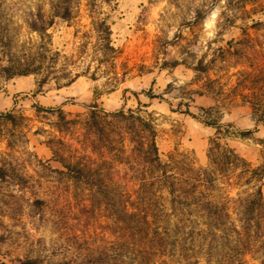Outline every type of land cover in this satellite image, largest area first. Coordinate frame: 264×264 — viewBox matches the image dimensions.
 Segmentation results:
<instances>
[{"label": "rangeland", "instance_id": "obj_1", "mask_svg": "<svg viewBox=\"0 0 264 264\" xmlns=\"http://www.w3.org/2000/svg\"><path fill=\"white\" fill-rule=\"evenodd\" d=\"M38 7L49 14L48 0H0V66L7 51L16 59L36 51L40 38L27 22ZM94 16L106 19L115 50L101 62ZM47 32L48 46L58 54L56 73L45 83L41 73H0V112L14 114L13 121L0 116V162L5 158L29 177L23 189L0 181V264L36 255L47 264L80 262L105 246L111 264H262L259 253L244 252L234 236L214 241L221 248L199 252L189 228L172 223L159 250H153L155 239L147 244L149 255L130 243L120 263L118 225L90 205L84 184L58 170L76 160L101 161L84 128L92 106L131 108L150 119L163 161L205 166L216 139L264 167V111L254 113L248 104L264 96V0H77L73 16L54 17ZM199 59L210 63L207 71L193 69ZM83 71L66 83L69 72ZM186 104L197 118L184 112ZM247 129L254 131L236 133ZM262 194L264 199V186ZM36 197L44 200L40 215L30 207Z\"/></svg>", "mask_w": 264, "mask_h": 264}, {"label": "trees", "instance_id": "obj_2", "mask_svg": "<svg viewBox=\"0 0 264 264\" xmlns=\"http://www.w3.org/2000/svg\"><path fill=\"white\" fill-rule=\"evenodd\" d=\"M76 2L77 0H48L49 14L39 7L31 13L27 24L40 38L36 51L25 54L22 59L8 57L7 51V59L0 66V73L8 78L41 73L40 84L45 83L50 74L54 75L56 61L53 55L58 53L51 52L48 46L47 29L52 25L54 17L70 19ZM94 17L97 42L95 46L99 54L97 62H101L104 58H109L110 53L115 50L110 43L111 30L106 19ZM209 67L210 63H203L199 59L193 69L207 71ZM83 73L84 71L69 72L66 83ZM133 94L136 96V92L133 91ZM248 104L252 112L261 113L264 111V96L252 98ZM186 105L184 112L197 118L189 110L188 104ZM37 108L54 110L41 105H37ZM58 113L59 119H64L60 109ZM0 116L14 120V114L10 111L0 112ZM259 119L263 121L264 116L259 115ZM203 122L214 126L217 131L221 129V125L216 122ZM229 127L231 125L226 124L227 131ZM84 128L90 135L91 150L99 152L101 161L95 163L89 158L76 160L63 164L65 170L58 171L67 174L76 184H84L91 192L87 198L90 205L107 212V217L118 225L120 263L125 259L124 247H128L130 243L137 244L143 254L149 255L153 251H145L149 249L147 244L149 240L155 239L158 243L153 250H159V240L165 238L166 227L172 223L177 228H189L186 233L196 236L200 244L199 252L207 253L214 248H221L214 241L234 236L235 242L240 241L244 252L259 253L260 262L264 264L262 165H251L233 147L227 143L221 144L216 139H212L209 144L205 166L195 167L191 162L179 165L173 160L163 161L159 156L156 129L152 121L131 108L106 111L92 106L89 108ZM253 131L236 130V133L245 136ZM108 154H112L111 157ZM111 158L116 161L115 165ZM113 173L117 175V179L113 178ZM0 181L14 183L20 189L29 185V177L16 170L5 158L0 162ZM43 204V199L33 198L30 203L32 213L40 215ZM232 214L236 216L232 217ZM0 238L3 239L1 234ZM109 249V246H105V249L90 253L80 262L70 260L61 264H111L113 259ZM223 257L225 259L224 255ZM148 261L140 260V264H149ZM12 262L47 264L39 255L16 257ZM216 263L222 264L219 260Z\"/></svg>", "mask_w": 264, "mask_h": 264}]
</instances>
